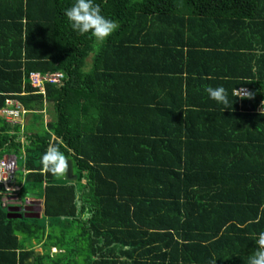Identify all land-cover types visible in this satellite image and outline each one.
I'll list each match as a JSON object with an SVG mask.
<instances>
[{
    "label": "trees",
    "instance_id": "1",
    "mask_svg": "<svg viewBox=\"0 0 264 264\" xmlns=\"http://www.w3.org/2000/svg\"><path fill=\"white\" fill-rule=\"evenodd\" d=\"M95 2L119 25L100 45L71 30L73 0H0V160H24L44 208L9 217L0 181V264H246L264 230V0ZM35 72L63 78L42 93ZM50 145L75 182L42 165Z\"/></svg>",
    "mask_w": 264,
    "mask_h": 264
},
{
    "label": "clouds",
    "instance_id": "2",
    "mask_svg": "<svg viewBox=\"0 0 264 264\" xmlns=\"http://www.w3.org/2000/svg\"><path fill=\"white\" fill-rule=\"evenodd\" d=\"M63 14L74 33L80 36L87 34L97 45L106 42L119 27L116 21L102 14L101 7L95 0H73L71 6L65 9ZM205 91L210 99L216 101L218 104L227 105L228 101L223 87H207ZM260 114L264 116V110H262ZM41 163L48 172L53 175H59L64 171L66 160L63 153H61L56 146L50 145L42 155ZM28 172L30 171L24 169V179L21 183L25 180V176ZM21 183L16 182L14 177V184L20 186V190L23 185ZM8 195L11 194L8 193ZM14 197L16 198L17 195H14ZM37 201L38 202L33 203L38 205L40 201ZM35 204H32V206ZM253 222L259 223V218ZM252 241H254L256 247L248 254L246 264H264V230L254 234ZM210 264H216V260L211 261Z\"/></svg>",
    "mask_w": 264,
    "mask_h": 264
},
{
    "label": "built area",
    "instance_id": "3",
    "mask_svg": "<svg viewBox=\"0 0 264 264\" xmlns=\"http://www.w3.org/2000/svg\"><path fill=\"white\" fill-rule=\"evenodd\" d=\"M32 80V85L35 88H38L39 91L44 93L46 82L58 83L62 80L63 74L61 72L56 73H47L40 74L38 72L31 73L30 75ZM248 88L241 87L235 90V94L244 97L248 95ZM247 94V95H245ZM7 104L16 105L15 108H5L3 109L4 114L8 117L12 122L20 121L21 114L25 113V110L20 109V105L14 101L7 100ZM17 170V157L15 156H7L0 160V181L3 185L4 191L7 193H16L20 190V186L14 184V177Z\"/></svg>",
    "mask_w": 264,
    "mask_h": 264
},
{
    "label": "crops",
    "instance_id": "4",
    "mask_svg": "<svg viewBox=\"0 0 264 264\" xmlns=\"http://www.w3.org/2000/svg\"><path fill=\"white\" fill-rule=\"evenodd\" d=\"M239 88H241V87H239ZM239 88H237V89H239ZM241 97V96H240ZM260 111H262V110H264V107L263 106H260ZM104 176V175H103ZM0 192L1 193H4V191L2 190V188H0ZM5 194V193H4ZM6 196V199L5 200H3V206H4V209L7 211V213L8 214H10V212H11V210H15V209H17V207H22L23 209L25 208V207H36L37 208V206L38 205H33L32 206V204H27L26 206L24 205L23 206V204H21V201H18V200H14L13 201V199H11V198H15L14 196H11V195H5ZM28 198H31L32 199V197L30 196V197H28ZM8 200V201H7ZM17 202H19V205H17ZM28 203H30V202H28ZM21 204V205H20ZM38 204V203H37ZM39 204H41L40 202H39ZM6 205H8V206H6ZM41 206H42V210L41 211H39L40 212V214H42L43 212H44V208H43V204H41ZM30 212V211H29ZM11 214L12 215H15V216H18V214L17 213H15V212H11ZM36 214H38V213H35V214H33V215H36ZM37 242L36 241H34L33 242V244H35L36 246H35V250L37 251V252H40V253H43V247L41 246L42 244H36ZM55 252H57V249L56 248H52V251H51V253L53 254V253H55ZM20 257H19V255L17 256V259H19ZM33 260H34V258L33 257H23V256H21V263L20 264H33ZM2 264V263H1Z\"/></svg>",
    "mask_w": 264,
    "mask_h": 264
},
{
    "label": "rangeland",
    "instance_id": "5",
    "mask_svg": "<svg viewBox=\"0 0 264 264\" xmlns=\"http://www.w3.org/2000/svg\"><path fill=\"white\" fill-rule=\"evenodd\" d=\"M1 113L4 114V111L2 110ZM52 117L53 116H52V114H50V112L49 113H46V116H45L44 121L51 120V119H53ZM25 121H26V119H25ZM17 166H18V169H17V174L15 176V181L21 183V181L24 179V169H23V167H24V160L21 159V158H18V165ZM64 179H65V177H64ZM25 181H26V179L23 181V183H21V184H23V189H22V191H20L18 193V195H17V193H12L11 194L12 196L17 195L20 198L21 202L23 203V206L24 205L26 206L27 204H35L33 202H38L35 199L36 198V195H37L36 192H30V191L27 192L26 191L27 184H26ZM70 182H75V181H70ZM28 184L34 185L35 183L34 182H29ZM37 190H38V188H37ZM30 196L32 197V199L31 198H28ZM11 199L16 200L15 198H11ZM28 202H30V203H28Z\"/></svg>",
    "mask_w": 264,
    "mask_h": 264
},
{
    "label": "water",
    "instance_id": "6",
    "mask_svg": "<svg viewBox=\"0 0 264 264\" xmlns=\"http://www.w3.org/2000/svg\"><path fill=\"white\" fill-rule=\"evenodd\" d=\"M66 160V164H65V168H64V177L66 180L68 181H76L77 179V174L75 173L74 171V165H73V159L72 158H65ZM22 208L20 207H17V209L15 210H18L20 211ZM25 211H30V212H38V211H41L42 210V206L38 204L37 208L36 207H25L24 208ZM11 211H14V210H11ZM26 216H30V217H38L40 216V214H36V215H33V214H28ZM9 217H21L20 215L18 216H15V215H9Z\"/></svg>",
    "mask_w": 264,
    "mask_h": 264
}]
</instances>
